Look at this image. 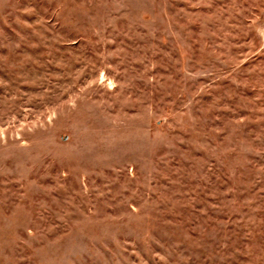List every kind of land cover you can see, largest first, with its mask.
I'll return each instance as SVG.
<instances>
[{
    "label": "rangeland",
    "instance_id": "374dc122",
    "mask_svg": "<svg viewBox=\"0 0 264 264\" xmlns=\"http://www.w3.org/2000/svg\"><path fill=\"white\" fill-rule=\"evenodd\" d=\"M0 264H264V0H0Z\"/></svg>",
    "mask_w": 264,
    "mask_h": 264
}]
</instances>
